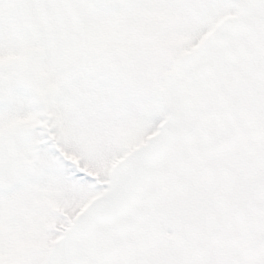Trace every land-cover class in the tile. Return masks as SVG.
Here are the masks:
<instances>
[{
	"label": "snow or ice",
	"instance_id": "1",
	"mask_svg": "<svg viewBox=\"0 0 264 264\" xmlns=\"http://www.w3.org/2000/svg\"><path fill=\"white\" fill-rule=\"evenodd\" d=\"M0 264H264V0H0Z\"/></svg>",
	"mask_w": 264,
	"mask_h": 264
}]
</instances>
